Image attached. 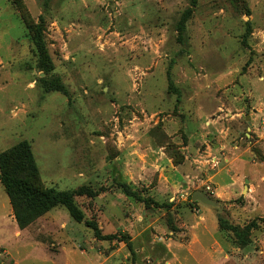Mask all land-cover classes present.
<instances>
[{
	"label": "rangeland",
	"instance_id": "374dc122",
	"mask_svg": "<svg viewBox=\"0 0 264 264\" xmlns=\"http://www.w3.org/2000/svg\"><path fill=\"white\" fill-rule=\"evenodd\" d=\"M22 141L83 220L19 228L0 181V264H264V0H0Z\"/></svg>",
	"mask_w": 264,
	"mask_h": 264
},
{
	"label": "trees",
	"instance_id": "16d2710c",
	"mask_svg": "<svg viewBox=\"0 0 264 264\" xmlns=\"http://www.w3.org/2000/svg\"><path fill=\"white\" fill-rule=\"evenodd\" d=\"M35 176L34 158L26 141L0 153V181L4 186L19 228L28 226L57 205L64 207L76 222L83 220V213L75 203L74 197L83 194L84 189L58 191L54 188H44L33 183ZM88 224L99 235L97 225L93 222ZM221 226L233 230L235 235L242 239L248 229L246 227L239 231L226 222H221Z\"/></svg>",
	"mask_w": 264,
	"mask_h": 264
},
{
	"label": "water",
	"instance_id": "95a60500",
	"mask_svg": "<svg viewBox=\"0 0 264 264\" xmlns=\"http://www.w3.org/2000/svg\"><path fill=\"white\" fill-rule=\"evenodd\" d=\"M192 199H198L203 203H207V204H211V205L214 204V202H212L206 195H204L203 193H200V192H193L192 193Z\"/></svg>",
	"mask_w": 264,
	"mask_h": 264
}]
</instances>
